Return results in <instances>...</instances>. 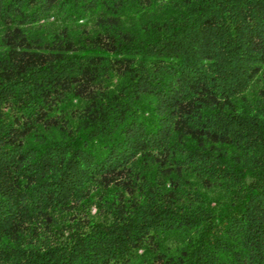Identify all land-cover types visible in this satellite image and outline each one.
I'll list each match as a JSON object with an SVG mask.
<instances>
[{
    "label": "trees",
    "instance_id": "1",
    "mask_svg": "<svg viewBox=\"0 0 264 264\" xmlns=\"http://www.w3.org/2000/svg\"><path fill=\"white\" fill-rule=\"evenodd\" d=\"M0 264H264V0H0Z\"/></svg>",
    "mask_w": 264,
    "mask_h": 264
}]
</instances>
